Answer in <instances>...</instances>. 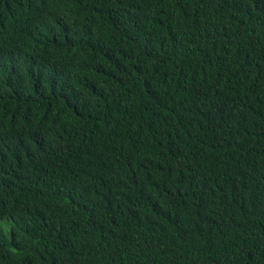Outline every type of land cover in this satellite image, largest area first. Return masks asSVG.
I'll list each match as a JSON object with an SVG mask.
<instances>
[{
    "label": "trees",
    "instance_id": "obj_1",
    "mask_svg": "<svg viewBox=\"0 0 264 264\" xmlns=\"http://www.w3.org/2000/svg\"><path fill=\"white\" fill-rule=\"evenodd\" d=\"M0 264H264V0H0Z\"/></svg>",
    "mask_w": 264,
    "mask_h": 264
}]
</instances>
